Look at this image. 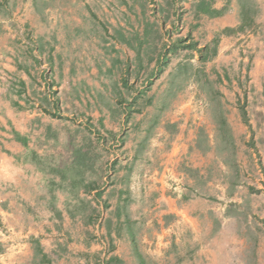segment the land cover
I'll return each mask as SVG.
<instances>
[{
	"label": "rangeland",
	"instance_id": "rangeland-1",
	"mask_svg": "<svg viewBox=\"0 0 264 264\" xmlns=\"http://www.w3.org/2000/svg\"><path fill=\"white\" fill-rule=\"evenodd\" d=\"M4 143L31 197L0 202V264L48 220L58 253L94 245L76 264H197L161 233L163 194L216 207L201 264L264 263V0H0Z\"/></svg>",
	"mask_w": 264,
	"mask_h": 264
},
{
	"label": "crops",
	"instance_id": "crops-1",
	"mask_svg": "<svg viewBox=\"0 0 264 264\" xmlns=\"http://www.w3.org/2000/svg\"><path fill=\"white\" fill-rule=\"evenodd\" d=\"M218 10V9H217ZM219 20L222 21L220 27L218 29L235 28L238 22L235 20V14L227 11L223 14H220ZM218 17H216L217 19ZM190 106L192 105V101L189 102ZM175 107H184L181 106L182 102L177 101L173 103ZM177 108V110H178ZM178 115V111L175 113V116L170 118V122L176 121V116ZM174 119V120H172ZM4 143L2 147H0V183L2 186L6 188V193H4V197L0 202L6 203H14L16 200L20 201L19 203L25 204L30 201V198L26 199V197H31L25 193H21L19 189V183H23L25 179L29 176L25 175V170L19 166V156L22 153V148L18 146L16 143ZM167 178L171 179L175 182L177 179L173 172L168 171ZM30 183V182H29ZM177 183V182H175ZM17 190V191H16ZM33 190L32 192H34ZM32 198H35L32 196ZM161 199V200H160ZM160 206L154 207V212L160 215L161 220H166L167 223L161 224V233L162 235L170 236L174 233L178 236L191 235L192 236V251L196 252L193 256L194 260L199 261L197 264H201V254L202 252L207 254L210 251H213L214 248L212 244L210 247H206L204 249L201 248V238L204 237V243L209 240L210 243L219 244L216 241V238H212L211 232L212 229L208 226V219L211 217H215L212 214L211 209L214 213H216V207L210 208V204L208 201H201L199 198L195 196L184 197L183 195H177V197H170L165 194L160 196ZM158 200V201H159ZM30 203V202H29ZM33 210L31 207H27V211L29 212ZM222 216V215H219ZM225 214L223 215V217ZM23 220L25 218L34 220V218H38L33 214V217H28L23 214ZM34 222V221H33ZM48 221L43 222H34L33 228H29L28 230H21V236L18 239L19 243L15 248L16 254L15 256L12 254L7 255L6 260H1L2 264H44L43 260L46 261V264H53V259H56L58 264H76L74 255L79 251H85L88 253L94 245L90 244L86 249V245L88 241H83L85 236L81 235L82 244L78 248H69L67 252L58 253V249L54 246V232H50L51 228ZM176 232H175V231ZM224 228L220 229L219 233L224 232ZM27 232L33 235L32 244L28 243L25 239L28 238ZM121 239V238H118ZM179 241V238H178ZM215 241V242H214ZM35 243V246H33ZM228 240H223L220 244L222 245L221 252L232 251L233 247ZM115 248H111L113 251V257L124 259L127 258V252H125V248H122L121 243H114ZM166 247L169 249V242H166ZM73 247V246H72ZM36 248L38 249V253L36 252ZM256 251H259V245L255 247ZM82 253V252H80ZM257 255V254H256ZM37 256V258H36ZM83 256V254H81ZM44 257V259H42ZM235 257V255L233 256ZM11 258V259H10ZM207 258V257H206ZM215 264H226V261H233L232 256H216ZM204 260V259H203ZM209 260L212 262L213 258L210 256ZM221 261V262H218ZM90 261V260H89ZM84 261L81 262V264ZM232 263V262H231ZM86 264H92L91 262ZM214 264V263H212ZM256 264H264L261 260L260 262H256Z\"/></svg>",
	"mask_w": 264,
	"mask_h": 264
},
{
	"label": "trees",
	"instance_id": "trees-1",
	"mask_svg": "<svg viewBox=\"0 0 264 264\" xmlns=\"http://www.w3.org/2000/svg\"><path fill=\"white\" fill-rule=\"evenodd\" d=\"M213 14H217V15H218V14H219V12H218V11H217V12H214V11H213Z\"/></svg>",
	"mask_w": 264,
	"mask_h": 264
}]
</instances>
